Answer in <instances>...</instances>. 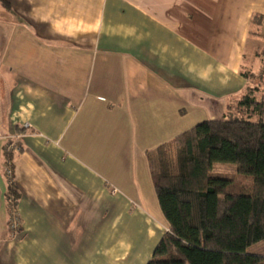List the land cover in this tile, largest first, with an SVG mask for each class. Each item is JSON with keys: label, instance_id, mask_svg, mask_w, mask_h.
Instances as JSON below:
<instances>
[{"label": "crops", "instance_id": "0c3cea01", "mask_svg": "<svg viewBox=\"0 0 264 264\" xmlns=\"http://www.w3.org/2000/svg\"><path fill=\"white\" fill-rule=\"evenodd\" d=\"M255 17L264 0H0V264H148L169 230L148 153L243 94Z\"/></svg>", "mask_w": 264, "mask_h": 264}, {"label": "trees", "instance_id": "16d2710c", "mask_svg": "<svg viewBox=\"0 0 264 264\" xmlns=\"http://www.w3.org/2000/svg\"><path fill=\"white\" fill-rule=\"evenodd\" d=\"M254 23L264 24L255 17ZM257 73L222 119L202 122L148 153L153 184L169 225L148 264H264L248 248L264 240V53ZM232 164L251 178L241 185L217 174L215 164ZM10 188L9 200L16 201Z\"/></svg>", "mask_w": 264, "mask_h": 264}, {"label": "rangeland", "instance_id": "374dc122", "mask_svg": "<svg viewBox=\"0 0 264 264\" xmlns=\"http://www.w3.org/2000/svg\"><path fill=\"white\" fill-rule=\"evenodd\" d=\"M254 87L256 89H259V92L264 94V81L257 80L254 82ZM237 101H232L230 104L233 108L234 113L237 112L236 107ZM214 171L217 174H226L228 176H231L232 178H235L238 183H241V185H249L251 182V178H247L245 176H239L236 174V166L232 164H215ZM146 232L144 233V238H146ZM247 252L249 254H257V255H264V240L260 243L251 246L248 248Z\"/></svg>", "mask_w": 264, "mask_h": 264}, {"label": "built area", "instance_id": "2783aa9c", "mask_svg": "<svg viewBox=\"0 0 264 264\" xmlns=\"http://www.w3.org/2000/svg\"><path fill=\"white\" fill-rule=\"evenodd\" d=\"M25 128H30V125L29 124H25L24 125ZM19 150V146L18 144L15 142H11L8 147L6 148V153L9 155H12L14 154L16 151ZM7 176L11 179L12 178V175H13V172H12V167L11 165L9 164V167L7 169ZM12 205H13V202H11ZM10 228L12 229V231L16 234L18 233L20 230H21V221H20V218H19V215L18 213L16 212L15 210V206H12L11 208V212H10Z\"/></svg>", "mask_w": 264, "mask_h": 264}]
</instances>
